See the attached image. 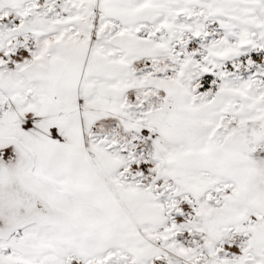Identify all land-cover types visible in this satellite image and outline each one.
Listing matches in <instances>:
<instances>
[{
  "label": "snow or ice",
  "instance_id": "1",
  "mask_svg": "<svg viewBox=\"0 0 264 264\" xmlns=\"http://www.w3.org/2000/svg\"><path fill=\"white\" fill-rule=\"evenodd\" d=\"M0 264H264V0H0Z\"/></svg>",
  "mask_w": 264,
  "mask_h": 264
}]
</instances>
